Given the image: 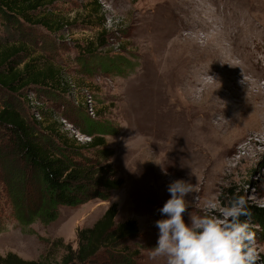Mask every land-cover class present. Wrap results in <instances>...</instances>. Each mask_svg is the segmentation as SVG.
Here are the masks:
<instances>
[{
    "label": "rangeland",
    "instance_id": "rangeland-1",
    "mask_svg": "<svg viewBox=\"0 0 264 264\" xmlns=\"http://www.w3.org/2000/svg\"><path fill=\"white\" fill-rule=\"evenodd\" d=\"M98 1L106 10L104 23L107 19L109 25H115L109 32L107 50L121 54L127 61L121 73L81 72L75 60L77 45L100 31L101 27L96 24L88 27L78 24L68 29L64 46L46 51L41 43H36V50L38 54L53 55L50 59L62 64L78 86L87 85L94 91L96 117L108 121L114 130L105 138L113 152L108 161L116 169L121 186L105 200L91 198L75 206L61 205L56 219L44 222L36 216L46 200L38 180L29 175L24 184L16 183V189L13 188L19 199L14 201L9 197L11 187L3 178L2 165L12 170L8 162L13 153L9 141L3 138L0 143V256L13 252L27 260L59 261L65 244L73 249L77 247V230L91 226L115 204L117 221L133 219L137 224V237L126 243L130 251H138L135 264H166L164 258L152 255L159 236L155 222L162 218L159 209L170 198L168 185L176 179L193 184L194 191L187 197L191 205L184 214L186 221L190 212L200 214L210 204L216 206L217 214L223 213L237 195L247 199L250 211L264 208V11L254 10L250 0H225L229 9L236 4L250 13L247 22L233 23L229 18L222 27L217 17L222 0ZM84 3L85 0H74L61 2L56 7L72 17L83 12ZM27 26L20 33L26 39L31 33ZM31 28L43 40L53 38L42 27ZM12 29L4 27L0 20V42L10 43L16 38L18 31ZM217 32L219 36L210 37L209 42L215 39L221 48V57L234 64L229 78L219 73L221 57L215 67L206 71L192 69L189 64V54ZM177 58L180 61L175 64ZM188 81L197 91L196 100L188 95L185 98L176 88L184 85L190 88ZM204 86L206 97L200 93ZM175 89L178 97L186 100L188 120L199 124L197 141L192 147L190 143V147H183L178 141L179 138L184 141L183 123H177L175 128L168 125L166 96ZM34 96L32 101L37 99L45 109H50L51 104L43 95ZM20 98L0 90V101L11 104L27 120H37L33 105ZM67 98L69 105L68 102L64 105L68 107L81 104L76 93ZM246 107L252 108V115L247 114L250 117L238 124L240 128L234 129L236 124L231 129L215 128L217 122H224L229 114ZM55 109L56 115L63 110L62 107ZM44 114L40 111L39 121L45 122L48 118ZM65 122L62 123L67 129ZM68 130L74 137L73 130ZM178 150L181 157L176 156ZM18 201L23 205V222L18 220L12 206L13 203L16 208ZM251 222L253 229L258 228L253 217ZM256 238L264 245V239ZM258 264H264V255Z\"/></svg>",
    "mask_w": 264,
    "mask_h": 264
},
{
    "label": "trees",
    "instance_id": "trees-1",
    "mask_svg": "<svg viewBox=\"0 0 264 264\" xmlns=\"http://www.w3.org/2000/svg\"><path fill=\"white\" fill-rule=\"evenodd\" d=\"M69 1L74 0H0L1 22L4 27L11 26L18 31L10 43L0 42V90L27 102L31 94H40L51 104L48 110L43 103L33 106L48 116L43 122L35 118L29 121L11 104L0 101V143L6 138L13 153L8 162L12 170L2 165L3 178L9 182V197L14 201L19 199L13 190L16 183L24 184L29 175L38 180L46 200L36 216L47 223L56 219L59 206H75L91 198L105 200L122 183L108 161L113 152L105 136L113 133L112 126L106 120L91 118L84 109L83 89L92 92L95 99L94 91L87 85L78 86L62 64L50 59L53 55L38 54L36 50V43H41L46 51L64 46L68 29L78 24L88 27L104 23L105 11L98 0H85L83 12L72 17L56 7ZM25 25L31 30L28 39L20 35ZM38 26L53 38L43 40L34 35L36 30L31 27ZM109 32L110 29L101 28L94 37L77 45L75 60L83 74H118L127 65L121 54L107 50L110 48ZM73 87H77L75 93L81 104L68 107L64 104ZM61 107L63 110L56 115L55 108ZM60 118L77 126L81 133L90 136V140L78 141ZM16 204L15 208L12 203L13 210L21 222L23 205L19 201ZM250 212L258 225L253 229L256 236L264 239V208ZM116 214V205L111 204L91 226L78 229L77 247L73 249L65 244L59 261L27 260L7 252L0 256V264H135L138 251H130L126 243L137 237V224L133 219L117 221Z\"/></svg>",
    "mask_w": 264,
    "mask_h": 264
},
{
    "label": "clouds",
    "instance_id": "clouds-1",
    "mask_svg": "<svg viewBox=\"0 0 264 264\" xmlns=\"http://www.w3.org/2000/svg\"><path fill=\"white\" fill-rule=\"evenodd\" d=\"M165 174L167 172L165 171ZM170 198L159 209L162 218L153 257H162L166 264H258L264 255L251 222V212L244 196H234L223 213L217 214L214 204L200 214H184L193 193L190 181L176 179L168 185Z\"/></svg>",
    "mask_w": 264,
    "mask_h": 264
},
{
    "label": "bare ground",
    "instance_id": "bare-ground-1",
    "mask_svg": "<svg viewBox=\"0 0 264 264\" xmlns=\"http://www.w3.org/2000/svg\"><path fill=\"white\" fill-rule=\"evenodd\" d=\"M224 1L225 0H222L220 2V8L218 10L219 15L216 14L218 17L219 24L222 27L226 26L227 20L229 18L232 19L233 23L247 22V15L250 13V11H248L246 8H243V7L240 8L236 4L233 6H231L229 4L230 5V9H229L228 5L225 3L226 1L225 2ZM250 2L255 7L254 10L264 11V0H250ZM255 28H257V25H255ZM212 36L218 37L219 33L217 32L215 34L208 36V39L203 43V45H201L200 48L196 47V49L193 51V54L192 53L189 54V56H190L189 64H190V67L192 69L199 68L201 70L206 71L207 69L213 68L217 65L219 58L221 57V48H220V46L216 45L215 39H213V40L210 39L213 42H211V41L209 42V38ZM263 40H264V38H263ZM221 58L222 59L220 60L221 64L219 67V73L224 74L225 78H226V76H228V78H229V74L231 73V70L234 68L233 67L234 64L230 63L229 60H227L223 57H221ZM179 61L180 60L177 58L174 61V63L176 64ZM192 72H194V71H192ZM196 81L198 82V80H196ZM189 86H190V88H188L185 85L181 88L179 86H177L176 88H179V90H181L185 94V98H187L186 97L187 95L192 96L194 98V94L197 91H195V89H193V84L190 83ZM200 93L202 94V96L204 95L203 97H206L205 86H204L203 90H201ZM166 99H167L168 103L166 102L167 109L165 111V114L168 113V115H169L168 125H170L171 128H175V125L177 123H183L184 127H182L181 134L183 135L185 142L181 138H179L178 141L183 143V147L185 145L190 147V145H188L189 143L191 144V147H192L197 141V130H198L199 124L197 122L192 123L188 120V114L185 110L187 108V106L185 104L186 100L184 101V99H181L180 97H178V92L176 89L172 92H169L168 95L166 96ZM250 109H252V108L246 107L244 109H241V112L237 111V112H235V114L232 113L231 115L229 114L227 117L225 116L226 117L224 119L225 121L224 122L223 121L217 122L215 125V128H218L220 126H227V127H230V129H231L232 127H234L233 125H235V124H236V126L234 129H236L238 127L240 128L241 126H239L238 124L243 119L245 120V119H248L250 117L247 114L252 115ZM176 156L181 157L180 150L177 151ZM195 164H197V163H195Z\"/></svg>",
    "mask_w": 264,
    "mask_h": 264
},
{
    "label": "built area",
    "instance_id": "built-area-1",
    "mask_svg": "<svg viewBox=\"0 0 264 264\" xmlns=\"http://www.w3.org/2000/svg\"><path fill=\"white\" fill-rule=\"evenodd\" d=\"M99 3H100V2H99ZM102 7H103V10L105 11V17H106V10H105V8H104L103 5H102ZM99 27H101V28H106V29H110V30H111V28H114V29H115V25H114V27L111 26V25H109L108 22H107V19L105 20V23L102 24V26H99ZM97 29H98V27H97ZM76 89H77V87H73V89L71 90V95H72V94H75ZM82 94L84 95V98H83L84 103H83V105H84V109H85L86 114H87L88 116H90L91 118H95V117H96V101H95V99H94V97H93V95H92V92H90L88 89H83ZM32 96H34V94H31V95L28 97V98L30 99L29 103H30L31 105H33V106H34V105H40L41 103L38 102L37 100L32 101V98H31ZM34 103H35V104H34ZM33 106H32L33 115H34L38 120H41L42 118H41L40 113H39L38 111H36V110L33 108ZM60 119H61L62 122H65V121H66L64 118H60ZM65 123H66L67 126H68L67 129L73 130L74 137H75L76 139H78V141L83 142L82 139H85L86 142H88V141L90 140V136H88V135H86V134H83V133L81 134V138H79L78 136H79V134H80L81 132H80L78 129H75L74 126H73L71 123H69V122H65ZM71 132H72V131H71Z\"/></svg>",
    "mask_w": 264,
    "mask_h": 264
}]
</instances>
